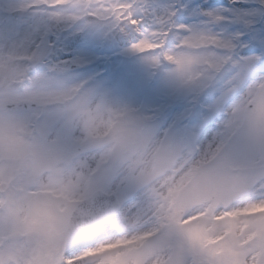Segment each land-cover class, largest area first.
<instances>
[{
    "label": "snow or ice",
    "instance_id": "snow-or-ice-1",
    "mask_svg": "<svg viewBox=\"0 0 264 264\" xmlns=\"http://www.w3.org/2000/svg\"><path fill=\"white\" fill-rule=\"evenodd\" d=\"M73 25L161 71L148 114L51 75ZM0 264H264V0H0Z\"/></svg>",
    "mask_w": 264,
    "mask_h": 264
},
{
    "label": "rangeland",
    "instance_id": "rangeland-1",
    "mask_svg": "<svg viewBox=\"0 0 264 264\" xmlns=\"http://www.w3.org/2000/svg\"><path fill=\"white\" fill-rule=\"evenodd\" d=\"M111 30L107 26L79 29L83 44L73 64L77 70L72 72L70 68L52 67H48V70L55 69V72H51L52 76L68 87L84 85V92L91 93L97 102L110 108L148 114L155 103L154 95L150 93L162 87V73L157 86L151 87L148 78L156 66L132 49L120 50L114 44L110 46L106 58H99L95 47L100 45ZM61 44H67V37L62 38ZM102 61L111 65L108 74L100 67Z\"/></svg>",
    "mask_w": 264,
    "mask_h": 264
},
{
    "label": "bare ground",
    "instance_id": "bare-ground-1",
    "mask_svg": "<svg viewBox=\"0 0 264 264\" xmlns=\"http://www.w3.org/2000/svg\"><path fill=\"white\" fill-rule=\"evenodd\" d=\"M70 28L71 26L68 28H61V30L56 34V52L48 55V64L53 67H68L74 62L77 49L80 47L78 39L74 38L73 40H70L67 47L57 46L59 37L66 33ZM123 42L129 45L125 38H123Z\"/></svg>",
    "mask_w": 264,
    "mask_h": 264
}]
</instances>
